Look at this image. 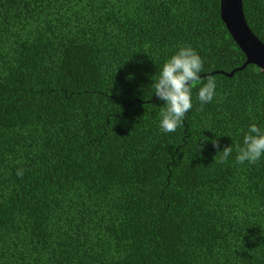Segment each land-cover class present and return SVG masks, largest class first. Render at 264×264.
<instances>
[{
  "label": "trees",
  "instance_id": "obj_1",
  "mask_svg": "<svg viewBox=\"0 0 264 264\" xmlns=\"http://www.w3.org/2000/svg\"><path fill=\"white\" fill-rule=\"evenodd\" d=\"M241 7L264 44V0ZM181 45L216 95L164 133ZM244 59L219 0H0V264H264V156L235 162L264 70L216 72Z\"/></svg>",
  "mask_w": 264,
  "mask_h": 264
},
{
  "label": "clouds",
  "instance_id": "obj_2",
  "mask_svg": "<svg viewBox=\"0 0 264 264\" xmlns=\"http://www.w3.org/2000/svg\"><path fill=\"white\" fill-rule=\"evenodd\" d=\"M203 71V60L200 55L188 45H181L162 64L159 75L152 82L153 93L162 100L159 111V129L164 133L175 132L182 126L185 114L192 108V88L200 85L197 93L201 106L209 103L216 95V81L208 76L201 83L200 73ZM213 147L220 153L217 163H226L233 151L232 146L219 149L218 140H212ZM235 162L243 164L257 163L264 156V130L255 123L250 124L243 135L242 144L236 145ZM17 176H23V170L17 171Z\"/></svg>",
  "mask_w": 264,
  "mask_h": 264
},
{
  "label": "water",
  "instance_id": "obj_3",
  "mask_svg": "<svg viewBox=\"0 0 264 264\" xmlns=\"http://www.w3.org/2000/svg\"><path fill=\"white\" fill-rule=\"evenodd\" d=\"M219 17L245 59L240 66L227 73L216 72L231 76L234 71L242 69L246 64H253L264 70V44L253 35L246 25L241 0H219Z\"/></svg>",
  "mask_w": 264,
  "mask_h": 264
}]
</instances>
